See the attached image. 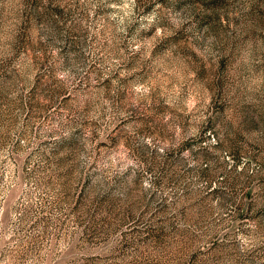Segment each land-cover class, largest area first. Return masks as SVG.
<instances>
[{
  "label": "rangeland",
  "instance_id": "374dc122",
  "mask_svg": "<svg viewBox=\"0 0 264 264\" xmlns=\"http://www.w3.org/2000/svg\"><path fill=\"white\" fill-rule=\"evenodd\" d=\"M0 264H264V0H0Z\"/></svg>",
  "mask_w": 264,
  "mask_h": 264
}]
</instances>
